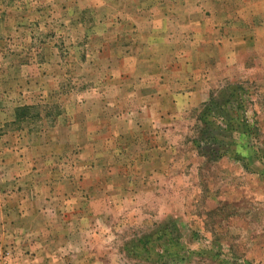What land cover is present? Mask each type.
Masks as SVG:
<instances>
[{
	"label": "rangeland",
	"instance_id": "374dc122",
	"mask_svg": "<svg viewBox=\"0 0 264 264\" xmlns=\"http://www.w3.org/2000/svg\"><path fill=\"white\" fill-rule=\"evenodd\" d=\"M0 264H264V0H0Z\"/></svg>",
	"mask_w": 264,
	"mask_h": 264
}]
</instances>
